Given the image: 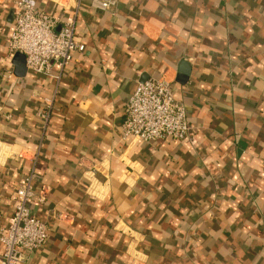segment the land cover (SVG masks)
<instances>
[{
	"label": "crops",
	"instance_id": "1",
	"mask_svg": "<svg viewBox=\"0 0 264 264\" xmlns=\"http://www.w3.org/2000/svg\"><path fill=\"white\" fill-rule=\"evenodd\" d=\"M35 1L72 17L85 48L45 126L56 80L16 73L0 0V226L33 169L30 205L49 225L19 264H264V0ZM151 77L185 103L197 144L124 137Z\"/></svg>",
	"mask_w": 264,
	"mask_h": 264
},
{
	"label": "built area",
	"instance_id": "2",
	"mask_svg": "<svg viewBox=\"0 0 264 264\" xmlns=\"http://www.w3.org/2000/svg\"><path fill=\"white\" fill-rule=\"evenodd\" d=\"M9 1L15 11L14 24L8 41L9 54L22 53L29 71L56 80L54 93L43 100L38 117L49 125L55 107L65 67L72 61L75 51H82L85 44L76 39L75 20H61L58 16L41 10L35 0ZM119 0H90L91 5L111 10ZM53 63L57 70H53ZM12 72L8 73L10 77ZM194 126L188 119L184 102L178 100L171 83L148 78L138 83L126 106L123 122L124 137L142 141L157 139L188 140L197 144ZM33 169L17 189L16 208L5 226H0V242L3 245L0 264H19L23 256L40 249L48 239L49 225L32 210L30 201L36 196ZM44 197H40L43 199Z\"/></svg>",
	"mask_w": 264,
	"mask_h": 264
},
{
	"label": "water",
	"instance_id": "3",
	"mask_svg": "<svg viewBox=\"0 0 264 264\" xmlns=\"http://www.w3.org/2000/svg\"><path fill=\"white\" fill-rule=\"evenodd\" d=\"M14 63L16 65V73L19 76L25 75V73L27 72L26 57H25V55L22 54V53H17L14 56Z\"/></svg>",
	"mask_w": 264,
	"mask_h": 264
}]
</instances>
